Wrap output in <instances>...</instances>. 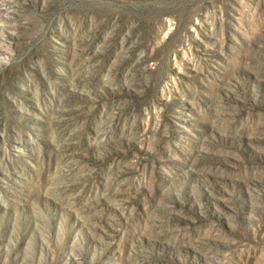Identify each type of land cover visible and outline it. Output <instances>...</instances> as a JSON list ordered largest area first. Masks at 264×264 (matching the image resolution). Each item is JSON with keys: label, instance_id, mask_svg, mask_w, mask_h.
Returning <instances> with one entry per match:
<instances>
[{"label": "rangeland", "instance_id": "1", "mask_svg": "<svg viewBox=\"0 0 264 264\" xmlns=\"http://www.w3.org/2000/svg\"><path fill=\"white\" fill-rule=\"evenodd\" d=\"M0 264H264V0H0Z\"/></svg>", "mask_w": 264, "mask_h": 264}]
</instances>
